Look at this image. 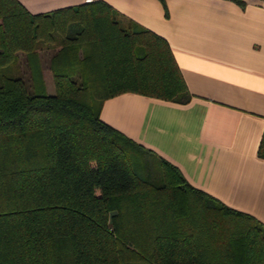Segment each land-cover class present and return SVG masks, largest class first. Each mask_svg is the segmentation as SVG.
<instances>
[{
  "label": "trees",
  "instance_id": "16d2710c",
  "mask_svg": "<svg viewBox=\"0 0 264 264\" xmlns=\"http://www.w3.org/2000/svg\"><path fill=\"white\" fill-rule=\"evenodd\" d=\"M125 90L187 98L164 37L105 0H0V264H264L261 221L101 119Z\"/></svg>",
  "mask_w": 264,
  "mask_h": 264
},
{
  "label": "crops",
  "instance_id": "0c3cea01",
  "mask_svg": "<svg viewBox=\"0 0 264 264\" xmlns=\"http://www.w3.org/2000/svg\"><path fill=\"white\" fill-rule=\"evenodd\" d=\"M19 1L38 12L85 0ZM105 1L165 38L188 96L121 91L103 99L101 119L264 224V0ZM47 53L40 51L42 75L53 92Z\"/></svg>",
  "mask_w": 264,
  "mask_h": 264
},
{
  "label": "rangeland",
  "instance_id": "374dc122",
  "mask_svg": "<svg viewBox=\"0 0 264 264\" xmlns=\"http://www.w3.org/2000/svg\"><path fill=\"white\" fill-rule=\"evenodd\" d=\"M48 54H49V51H48V53H47L46 56H45L46 59L48 58Z\"/></svg>",
  "mask_w": 264,
  "mask_h": 264
}]
</instances>
